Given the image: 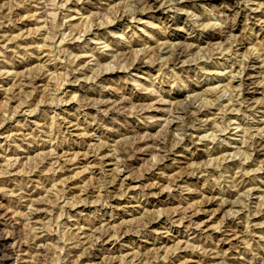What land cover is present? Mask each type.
Returning <instances> with one entry per match:
<instances>
[{
  "label": "rangeland",
  "instance_id": "1",
  "mask_svg": "<svg viewBox=\"0 0 264 264\" xmlns=\"http://www.w3.org/2000/svg\"><path fill=\"white\" fill-rule=\"evenodd\" d=\"M149 1L0 0V264H264V0Z\"/></svg>",
  "mask_w": 264,
  "mask_h": 264
},
{
  "label": "bare ground",
  "instance_id": "2",
  "mask_svg": "<svg viewBox=\"0 0 264 264\" xmlns=\"http://www.w3.org/2000/svg\"><path fill=\"white\" fill-rule=\"evenodd\" d=\"M148 1V0H147ZM195 1H210V0H195ZM221 1H227V0H221ZM231 1V0H230ZM151 2V3H150ZM149 4L151 6V8H158L160 6V4L158 5V2L157 0H151L149 1ZM160 8V7H159ZM249 17V16H248ZM225 28H222L223 30L222 31H225L224 29H229L231 26L230 25H226L224 26ZM226 29V30H227ZM219 34V31L218 32H213L209 37L208 39H212V38H215L217 35ZM244 43V42H243ZM185 49L183 46H178L175 48V51L173 52L172 56L173 58H171L170 60L171 63H177L178 61H180V59L182 58V56L184 55L185 53ZM141 62H143V60H140L139 63L141 64ZM255 149H256V153H259V154H263L264 153V141H260V140H255ZM264 155V154H263ZM2 230V229H1ZM4 236H1V239L3 240V245H4V253L6 252L7 255L4 254V257L6 256V258H9V261L11 256H12V250L10 249L11 247H9V244L8 241L4 240L3 239ZM14 250V249H13ZM12 264V263H10Z\"/></svg>",
  "mask_w": 264,
  "mask_h": 264
}]
</instances>
